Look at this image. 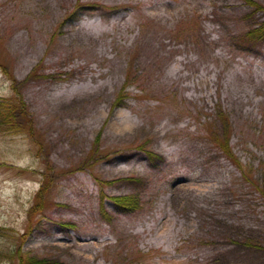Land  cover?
I'll return each instance as SVG.
<instances>
[{
  "label": "rangeland",
  "instance_id": "obj_1",
  "mask_svg": "<svg viewBox=\"0 0 264 264\" xmlns=\"http://www.w3.org/2000/svg\"><path fill=\"white\" fill-rule=\"evenodd\" d=\"M252 1L0 0V264H264Z\"/></svg>",
  "mask_w": 264,
  "mask_h": 264
},
{
  "label": "trees",
  "instance_id": "obj_2",
  "mask_svg": "<svg viewBox=\"0 0 264 264\" xmlns=\"http://www.w3.org/2000/svg\"><path fill=\"white\" fill-rule=\"evenodd\" d=\"M251 5L259 8V5L252 0H248ZM78 7H83L82 5ZM247 36L250 40L264 39V20L257 23L250 30L247 31ZM20 103L15 100H0V128L6 121H10L13 118L14 112L16 111V104ZM11 128V127H9ZM218 145L227 154L228 158L232 157L228 144L225 141H219ZM147 159L153 160L154 158H161L154 151L141 147ZM41 193V192H39ZM38 194V193H37ZM113 203L114 207L118 212L129 213L139 208V201L135 196L132 195H114L108 198ZM101 212L106 213L104 209V199L101 201L100 206Z\"/></svg>",
  "mask_w": 264,
  "mask_h": 264
}]
</instances>
